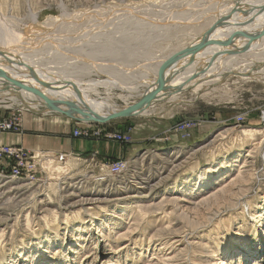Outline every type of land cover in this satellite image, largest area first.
Masks as SVG:
<instances>
[{
    "label": "rangeland",
    "instance_id": "obj_1",
    "mask_svg": "<svg viewBox=\"0 0 264 264\" xmlns=\"http://www.w3.org/2000/svg\"><path fill=\"white\" fill-rule=\"evenodd\" d=\"M223 1L0 0V50L123 108L140 99L141 79L228 17ZM258 53L103 122L0 95L10 125L0 134L40 139L0 141V264H264V70L237 74L245 60L264 62ZM63 138L92 146L75 153L48 140ZM60 156L64 166L49 165ZM74 194L102 200L82 206Z\"/></svg>",
    "mask_w": 264,
    "mask_h": 264
},
{
    "label": "bare ground",
    "instance_id": "obj_2",
    "mask_svg": "<svg viewBox=\"0 0 264 264\" xmlns=\"http://www.w3.org/2000/svg\"><path fill=\"white\" fill-rule=\"evenodd\" d=\"M261 7H264V0H236V1L229 0L227 4H224L222 8L224 10H222L221 15L228 14V17L225 18L224 21L219 20L220 21L219 26L222 27L223 25L229 23L230 21L234 19H238L236 21V24L226 30L217 29L215 30L214 33L208 35L203 40L200 47L197 49V52L194 54L195 56L193 57L192 62L188 66L184 67L182 70H176L172 74L167 76L165 80L162 82V86L160 90L153 96L152 101L154 102V101H160L163 99H173L175 95L179 93L178 91L181 88L183 87L186 88L185 86L197 89L198 87L201 86V83H204L205 80H207L208 78H211L212 77L211 75H213V73H211L212 71L210 68H209L210 70L207 68L208 69V70L206 69L207 72L205 74L202 72L203 75H201L202 73L200 72L205 67H211V65H214L215 63H219V66L222 65L221 67H223L225 66V64H229L233 58L240 57V58H243L244 60L245 57H250V56L252 57V56L258 55L259 54L258 52L264 49V11L263 10H262L263 12L262 11L252 12V11L257 8L261 10ZM247 10H249L250 15H253V16H249L246 18L241 17L240 14ZM221 15H219L220 18H221ZM205 31L206 30L202 31V33H204ZM199 35H202V34H199ZM195 41L192 43V45L195 43ZM191 46H189V48ZM0 53L8 54V55H12L16 57V61L18 59L19 61L18 63L23 65V68H19L16 63L10 64L6 60H4V58H0V95H9L10 93L15 92L20 95V98L22 97V99L26 103H28L30 108L38 109V110L45 109V113L52 112L54 114L61 115L60 112H57L52 108H58L62 110L68 109V107H66L64 103L66 100H71L72 98L70 95L66 94L67 92H64V93L62 92L61 94H59L53 91L52 89L48 88L47 86L38 84L37 82L32 80L27 74V70H30L34 72L35 77L37 79L49 82L50 84H56L57 83L56 80H54V78L50 76L48 72L44 70L40 72L39 68L35 66L36 64L34 62H31L32 61L30 60L31 58L29 59V57L25 55H22V54L18 55L16 54L17 52L10 53V52H6L3 50H0ZM187 57L188 56L186 54H183L181 57H179L174 62V67H180L184 65V63L187 60ZM172 59L173 58H171V60ZM245 61H246V65H249V66L243 69H239L237 71V74H240L242 76H246V75L249 76L250 74L255 73L257 71L264 70V68L262 69V67L261 68L258 67V65L260 66L259 63L262 62V60L259 58L258 59L250 58ZM168 62L169 61H166L163 63V65H161V67L159 68L157 67V70L154 72L153 78L151 79L144 78L143 80L142 79L140 80L139 83H140V86L143 87V89L139 90L138 92L139 97H141L144 93H146L148 90L151 89V87L154 84V81L157 79L162 68ZM262 63L264 64V62ZM223 68L227 69L229 72L232 71V70H229V68H225V67ZM217 69H219V67ZM206 70H204V72ZM38 74H40V76L42 75V77H39ZM231 75H234V74H231ZM51 78H53V80ZM200 80H202V82ZM60 84H63V83L60 82ZM64 85L66 84H63V86ZM70 87L71 86L67 87L68 88L67 90H69L72 93V95L74 94L76 96L82 108L93 110L99 114H104L107 111H116V110H120L126 107H130L137 102L135 101L123 108H117L114 105H111V103L109 104L106 101L100 102V101L91 99L88 95L83 94L80 91V89H75L74 91V89L73 88L70 89ZM94 87L91 86L88 89L93 90ZM10 97H12L14 101L15 100L20 101V99H18V96H10ZM150 105H152V103ZM150 105L149 106L144 105L140 109V112L141 113L145 112V110H147L150 107ZM246 132L247 131L244 130V132L242 133L243 134L242 139L245 140V143H248L252 140L253 136L251 133H248V132L246 133ZM63 157L60 156V157L54 158L53 160L50 161L49 165L52 167L56 166V169L57 167H60V166L62 167L63 163L65 162ZM0 193L2 194V192ZM74 195L78 197L77 201L82 206L84 205L91 206L95 204L96 202L102 200V199L94 198V197L88 198L90 195L86 197H80L77 194H74ZM58 226L59 224H57L56 226H53L52 228L55 231H57Z\"/></svg>",
    "mask_w": 264,
    "mask_h": 264
},
{
    "label": "water",
    "instance_id": "obj_3",
    "mask_svg": "<svg viewBox=\"0 0 264 264\" xmlns=\"http://www.w3.org/2000/svg\"><path fill=\"white\" fill-rule=\"evenodd\" d=\"M264 11V7H261L260 9H254L252 12L254 11ZM262 11V12H263ZM251 12V13H252ZM241 17H249V16H253L250 15V11H244L243 13L240 14ZM238 19H234L232 21H230L229 23L223 25L222 27L219 26V22L214 23V25L210 28L207 29L204 33H202V35H200V37H198L195 41V43L188 49H184L181 50L179 53H177L172 60H170L161 70V72L159 73L157 79L154 81L153 86L151 87L150 90H148L146 93H144L140 99L133 104L130 107H126L120 110H116V111H107L104 114H99L93 110L90 109H84L80 106L76 96L67 90L64 87H61L57 84H50L49 82L46 81H42L39 80L35 77L34 72L27 70V74L28 76L34 80L35 82H37L40 85H44L47 86L48 88L52 89L53 91L61 94L62 92H67L66 94L71 96V100H66L65 101V105L66 107H68V109L66 110H62V109H58V108H52L57 112H60L64 115H67L68 117L76 120V121H82V122H103V121H107V120H112V119H116V118H121V117H128V116H134L137 114H140V109L146 105L149 106L153 101L152 98L153 96L160 90L161 86H162V82L165 80V78L167 76H169L170 74H172L174 71L176 70H182L184 67L188 66L192 60L193 57L195 56L194 54L197 52V49L200 47V45L202 44L203 40L210 34L214 33L215 30L220 29V30H226L231 28L232 26H234L236 24V21ZM218 25V26H216ZM183 54H186L187 60L184 63V65L180 66V67H174V62L181 57ZM0 58H4V60H6L8 63L13 64L16 63L17 66L19 68H23V65L18 63V59L16 61V57L12 56V55H8V54H1L0 53ZM50 108V109H51Z\"/></svg>",
    "mask_w": 264,
    "mask_h": 264
},
{
    "label": "crops",
    "instance_id": "obj_4",
    "mask_svg": "<svg viewBox=\"0 0 264 264\" xmlns=\"http://www.w3.org/2000/svg\"><path fill=\"white\" fill-rule=\"evenodd\" d=\"M55 121L60 122L58 119H55ZM64 133V132H62ZM39 138H34V137H17V136H12V135H7V134H0V141H3L5 143H14L17 141H20L22 145H27V146H33L37 141H39ZM51 142V146L54 148H63L66 151H71L75 153H81L83 151H86L92 146L91 141H85V140H67L66 138L63 139H48ZM47 140V142H49ZM46 142V143H47ZM111 148V146H110ZM118 152V150H116Z\"/></svg>",
    "mask_w": 264,
    "mask_h": 264
},
{
    "label": "built area",
    "instance_id": "obj_5",
    "mask_svg": "<svg viewBox=\"0 0 264 264\" xmlns=\"http://www.w3.org/2000/svg\"><path fill=\"white\" fill-rule=\"evenodd\" d=\"M9 126H10V125L7 124V123H6V124H0V127H2V128H8ZM74 134H75V135H78V134L81 135V132H79V131H78V132L75 131ZM4 148H8V149H7V150H8V154H10L11 152H13V150H15V149H13V148H11V147H9V146H8V147H4ZM2 150H3V148L0 149V151H2ZM121 167H122V163H119V164H118V167H117L116 170L121 169Z\"/></svg>",
    "mask_w": 264,
    "mask_h": 264
}]
</instances>
